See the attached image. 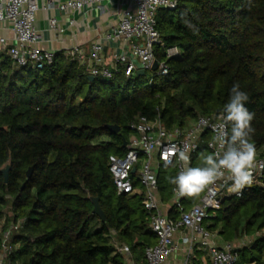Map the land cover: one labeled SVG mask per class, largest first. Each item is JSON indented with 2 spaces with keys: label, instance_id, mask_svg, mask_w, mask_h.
<instances>
[{
  "label": "trees",
  "instance_id": "trees-1",
  "mask_svg": "<svg viewBox=\"0 0 264 264\" xmlns=\"http://www.w3.org/2000/svg\"><path fill=\"white\" fill-rule=\"evenodd\" d=\"M157 29L166 47L181 50L166 61L167 76L127 77L119 67L112 79L90 81L61 52L43 70L16 68L0 56V223L6 208L12 214L2 232L23 221L11 238V264H128L114 241L129 247L132 261L144 260L156 244L148 213L141 197L118 195L109 171L110 156L126 153L139 116L159 118L167 130L184 127L223 111L239 82L254 113L251 142L264 157V0H180L174 11H158ZM155 52L165 61L162 48ZM174 176L161 172L164 200ZM93 198L105 222L93 214ZM207 228L226 244L253 237L238 250L240 260L264 264V236H256L264 231V182L226 201Z\"/></svg>",
  "mask_w": 264,
  "mask_h": 264
},
{
  "label": "built area",
  "instance_id": "built-area-1",
  "mask_svg": "<svg viewBox=\"0 0 264 264\" xmlns=\"http://www.w3.org/2000/svg\"><path fill=\"white\" fill-rule=\"evenodd\" d=\"M110 0H0V56L7 55L16 68L31 67L43 70L53 63L56 53L40 49L41 34L36 28L39 11L60 12L67 15L86 8L96 9L103 14L104 2ZM180 0H121L128 7L119 14L117 25L104 36L102 41L119 44V51L111 55V62L105 63L103 42L92 46L87 56L80 47H74L63 53L71 62H77L85 68L88 76L112 79L121 67L125 75L144 70L157 76H167V60L181 56L179 47H166L157 29V13L160 9L174 11ZM74 20L70 25H74ZM51 31L59 30L58 20L49 19ZM10 31L9 38L4 32ZM164 50L165 61L158 62L156 48ZM158 68L153 71L155 62ZM217 112L212 116H201L184 127L167 130L159 118L150 120L139 116L131 126L133 138L127 142L126 153L109 158V171L112 175L118 195L139 196L147 211L149 227L156 237V244L146 247L144 260L132 261L127 245L114 241L117 253L125 256L128 264H166L167 260L178 253L182 254L181 264H192L196 252H202V264H238V250L234 244L219 246L214 240L216 234L208 230L209 222L214 219L224 203L231 198H241L244 191L251 186L264 182V157L256 152L252 169V183L239 191L234 190L230 173L214 184L209 185L197 200L190 196H178L175 187L171 197L164 200L160 194L159 179L165 168L175 170L190 166L193 155L204 146L210 154L220 151L215 141L218 125L222 121ZM229 129V127H228ZM186 151L190 159L187 163L179 160L175 149ZM133 170L135 172L133 173ZM6 216L0 223L2 251L0 264H11L13 247L11 238L23 221L12 222L2 232ZM115 235V232H112ZM180 238L176 241V236ZM15 264H20L16 262Z\"/></svg>",
  "mask_w": 264,
  "mask_h": 264
},
{
  "label": "clouds",
  "instance_id": "clouds-1",
  "mask_svg": "<svg viewBox=\"0 0 264 264\" xmlns=\"http://www.w3.org/2000/svg\"><path fill=\"white\" fill-rule=\"evenodd\" d=\"M248 100L249 96L241 90L239 82L234 83L228 102L224 104L223 113L220 115L222 122L214 125V128L219 130L214 139L219 144L220 151L203 156V166H182L178 174L170 178L169 182L176 186L178 196L200 194L209 185L223 178L225 172L230 173L236 191L252 183L256 149L251 142L254 132L251 121L254 119V113L245 106ZM174 152L178 153L180 161H189L190 157L186 151L177 148Z\"/></svg>",
  "mask_w": 264,
  "mask_h": 264
},
{
  "label": "crops",
  "instance_id": "crops-1",
  "mask_svg": "<svg viewBox=\"0 0 264 264\" xmlns=\"http://www.w3.org/2000/svg\"><path fill=\"white\" fill-rule=\"evenodd\" d=\"M103 6L106 8L103 14L91 8H86L82 11L69 13L67 15L61 14L58 11H39L36 18V28L41 34V41L37 46L42 50L55 53H64L71 48L80 47L88 56L93 45L103 42L105 63H110L111 55L115 51L120 52L119 44L104 42L102 39L117 25L120 12L125 10L128 5L126 3H121V0H110V2H104ZM51 17H55L58 20V28L59 30L63 29V33L50 30L49 19ZM71 20L75 22L73 26L70 25ZM4 33L9 38L12 37L10 31ZM179 238L180 236L177 235L175 240L177 241ZM214 240L219 246H224L226 244L219 235H216ZM235 244H237L238 247H241L243 244L245 246V241ZM200 254L201 258H204L203 253L200 252ZM181 261L182 254L178 253L173 258L168 259L166 264H181Z\"/></svg>",
  "mask_w": 264,
  "mask_h": 264
},
{
  "label": "water",
  "instance_id": "water-1",
  "mask_svg": "<svg viewBox=\"0 0 264 264\" xmlns=\"http://www.w3.org/2000/svg\"><path fill=\"white\" fill-rule=\"evenodd\" d=\"M158 68V62L156 61L153 67V71H156ZM146 74V72L144 70H140L138 71V75L144 76ZM88 79L90 81H94L95 78L89 76ZM106 129L114 134H118L120 132V128L118 126H107ZM124 148L127 146V141H124ZM10 167H6L5 169L2 170V173L4 175L5 178V183H8L9 180V172H10ZM35 170V166H32L31 168H29V170L27 171V178L30 179L34 173ZM135 172V170H133V173ZM25 186H23L24 189ZM92 204H93V214L96 215L102 222L106 221V215L101 207L100 201L98 198H93L92 199Z\"/></svg>",
  "mask_w": 264,
  "mask_h": 264
},
{
  "label": "rangeland",
  "instance_id": "rangeland-1",
  "mask_svg": "<svg viewBox=\"0 0 264 264\" xmlns=\"http://www.w3.org/2000/svg\"><path fill=\"white\" fill-rule=\"evenodd\" d=\"M134 136H133V134L131 133V135H130V140H132V138H133ZM208 154H210V152H208V150H206L205 149V152H202V151H200V153H199V155L200 156H198L197 157V159H195L193 162H192V167H198V166H200L201 164H203V159H202V157L203 156H206V155H208ZM165 172H168V173H174V175H175V170L174 169H171V168H165V169H163ZM203 194V192H201L200 194H198V195H196V198H194V196H190V198L191 199H199L200 198V196ZM4 215L5 216H11L12 214H11V212H10V208L8 207V208H6L5 210H4ZM209 223H211V221L209 222ZM256 236H264V231H262V232H259ZM254 238L253 237H244L243 238V240H241V242L239 241V243H242L243 241H245V246H249L250 244H252L254 241ZM235 246L237 247V244H235ZM244 246V244L243 245H241V248ZM240 248V249H241ZM239 249V250H240ZM257 253H255V255H256ZM194 258H192V264H198V263H200V264H202V258H201V254L199 253V252H196L195 254H194ZM238 264H245L244 262H243V260L241 261L240 260V257H239V253H238Z\"/></svg>",
  "mask_w": 264,
  "mask_h": 264
}]
</instances>
